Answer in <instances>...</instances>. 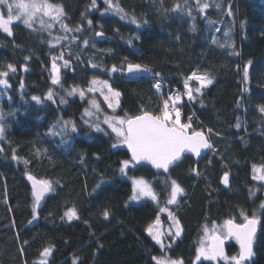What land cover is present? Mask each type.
<instances>
[{
	"label": "trees",
	"instance_id": "1",
	"mask_svg": "<svg viewBox=\"0 0 264 264\" xmlns=\"http://www.w3.org/2000/svg\"><path fill=\"white\" fill-rule=\"evenodd\" d=\"M134 1L154 14L152 20L145 11L134 9L127 10L124 18L102 14L92 7V0H49L63 6L71 29L81 28L75 31L70 52L63 53L69 65L59 70L62 87L51 83L55 48L45 45L44 32L21 22L11 25V36L0 30V71L8 64L17 69L7 77L10 87L0 85V116L5 125V139L0 140L4 149L0 152V264H40V253L50 245L47 264H73L74 260L76 264H156L152 257L161 251L146 229L159 209L168 206L172 180L184 189L178 204L170 206L180 221L181 234L164 252L183 259V264H193L205 224L227 218L241 222L243 209L249 216L260 215L264 225L260 208L264 181L252 176L253 165L264 163V114L258 110L264 105V0H202L212 5L203 14L195 0H187V5L185 0ZM177 3L182 11L173 10ZM229 6L232 15H228ZM213 37L219 43H212ZM86 39L88 44L82 45ZM225 43L234 47L219 46ZM248 61L252 63L245 84L243 68ZM129 63L146 65L151 71L147 76L128 77ZM113 65L122 71H108ZM193 71L207 72L213 83L200 93L194 91L189 100L184 80ZM91 77L108 81L121 93L116 113L123 116H135L141 110L159 112L169 95L157 92L154 77L176 85L185 96L182 103L176 102L183 110L181 121L188 122L187 114L194 112L197 119L191 121L192 128H208L212 151L198 161L182 155L167 174L146 165L130 166L127 179L119 171L120 162L130 159L127 149L123 144L112 147L117 141L106 126L102 128L107 135L84 123V98L65 94L66 89L85 86ZM189 85L198 88L195 80ZM49 89L54 102L45 99ZM33 96L42 102L36 103ZM61 97L66 103L60 102ZM63 120L74 121L77 131L69 126L66 132L51 135L50 128ZM13 150L19 159H12ZM225 172L227 187L221 182ZM27 175L52 184L35 219ZM131 177L146 179L157 201L129 202ZM72 207L78 218L68 220L65 212ZM105 210L110 213L108 219L103 216ZM253 250L249 264H264V227H258ZM237 252L238 245L230 238L225 253ZM195 264L224 262L201 259Z\"/></svg>",
	"mask_w": 264,
	"mask_h": 264
},
{
	"label": "snow or ice",
	"instance_id": "2",
	"mask_svg": "<svg viewBox=\"0 0 264 264\" xmlns=\"http://www.w3.org/2000/svg\"><path fill=\"white\" fill-rule=\"evenodd\" d=\"M197 11L200 13H205L206 10L211 7L207 2H202V0H195ZM104 3L108 6L107 10L114 9L117 13H123L121 18H124L127 14L124 13V9L119 5L118 2L114 0H104ZM187 5V0H185ZM92 7H96V0H92ZM215 7L219 9L220 4H215ZM174 11L183 10L182 6L177 3L174 5ZM6 11V16H5ZM187 14L192 15V10L189 7ZM231 6L228 9V15H232ZM66 16L62 5L52 4L49 0H0V30L7 35L11 36L13 34L11 25L14 22H22L28 28H33L34 22L40 24L41 30L48 31L53 28L54 24L51 22H46L44 17H48L53 22H60V27L65 32H70L72 29L66 24L61 22V19ZM195 19V17H193ZM135 17L132 18V23H136ZM209 23H214L209 20ZM88 24L91 26L92 21L89 20ZM243 27V23L241 24ZM195 25H193V29ZM75 31H81L80 27H77ZM219 31V29H217ZM51 34V33H49ZM96 35H103L102 32L96 33ZM225 37H228V33H224ZM60 37L55 38L56 44H59ZM67 39V37H63ZM51 46H55L49 41ZM212 43H219L215 37L212 39ZM84 44L87 45L88 41L85 40ZM220 47H234L232 43L219 44ZM238 55V53H233ZM27 60L28 57H25ZM63 59V53L59 57H53L52 64V79L51 83L54 86H61V77L59 74V68L57 67L56 60ZM251 61L243 68V81L247 84L249 80V66ZM69 61H64V66L67 67ZM92 67H98V65L93 64ZM26 70V69H25ZM17 69L12 65L8 64L7 69L0 71V85L5 87H10L7 77L9 73H15ZM108 71L115 73L117 71H122L118 69L116 65H113ZM127 71L129 73L139 72V71H151L146 65L132 64L127 65ZM158 75V74H157ZM198 81L200 87L193 90L189 81ZM213 83L212 77L207 73L198 74L197 71H193L184 80V88L186 89V95L189 100L194 98L193 92H201V88L211 85ZM23 87V85H21ZM155 89L159 93L161 90V84L158 82L154 85ZM248 89L245 87L244 91ZM77 92L81 98L86 95L85 91L74 87L67 91L68 96H73ZM88 93H97L103 97V100L108 104V107L115 112L116 108L120 106L121 93L112 88L111 84L106 80L92 79L89 82L87 88ZM45 99L54 102V92L49 89ZM32 100L36 103H41L42 98L38 96H33ZM180 100V95L169 96L167 99L163 100L162 107L159 112H149L146 110H141V114L135 116H129L125 113L124 116L112 115L105 116L103 123L111 129V132L115 134L117 143H114L112 147H117L118 144H123L127 146V149L131 153L130 159H125L120 162V173L122 175H127V171L130 166L135 167L141 162H148L156 169H163L168 172L169 167L173 165L176 161L181 159L182 154L185 152L194 153L199 156L201 149H212L213 146L209 142L208 138L205 136L203 131H197L192 128L191 121L192 117H188L187 123L181 122V112L178 107H176V102ZM61 103H66L63 97H61ZM90 108L95 111L86 108L84 110L83 116L91 117L101 111L100 104L92 99L89 101ZM258 110L264 114V105H260ZM82 116V118H83ZM2 119V117H0ZM99 119V117H97ZM85 124H88L96 132H105L103 128L100 127L99 123H90L88 120H84ZM60 127V131H56L57 127ZM71 126V131L76 132L77 127L74 121L63 120L57 121L56 124L50 128L49 132L51 135H60L62 132H66L68 127ZM240 125L237 124V127ZM211 129H209V132ZM107 135L108 133L105 132ZM5 139V125L0 123V140ZM4 149L0 147V152ZM39 154V150H37ZM13 160L19 159L15 150H13L12 155ZM25 164L28 163L27 160L24 161ZM199 174V173H197ZM28 179L32 181L34 197L33 204V219L36 218L37 208L40 205L42 198L46 192L52 190V184L47 180H37L34 176L29 175ZM253 179L264 181V165H253ZM132 195L130 200L137 201L143 198H150L153 201H157V194L153 190L151 184L143 178H133L132 179ZM222 182L225 185L229 183V174L225 172L222 177ZM99 187V185H97ZM184 193V189L175 181H171V192L168 204H176L178 202V196ZM250 194H254L251 193ZM261 209H264V202L260 205ZM167 211L166 208L161 209V212ZM109 211L105 210L103 216L105 219L109 218ZM65 216L68 220L78 218V213L75 207L68 209L65 212ZM169 218L173 221L176 231L172 233L171 229L168 230L167 235L178 237L181 234L180 221L173 216L171 212H168ZM240 216L242 222L237 223L234 218H229L224 220L222 225H217L213 222L212 227L209 228L207 224L204 225V236L200 241V246L196 249L195 261L200 262L201 259L205 261L219 262L223 261L224 264H249L252 257L254 256L253 244L256 237L258 227H264L261 224V217L256 212H253L251 216L243 209L240 211ZM31 222V221H30ZM160 218L157 216L156 221L153 225H149L146 229L147 234L154 240L158 245H160L162 250L170 248L171 245H165L163 239L165 233L160 230ZM227 238H233L239 245V251L231 256H228L224 250V240ZM27 243V242H25ZM53 246L45 247L40 253L41 260L40 264H47V257L51 255ZM152 259L156 264H183V259H172L170 256L161 255L159 257L153 256ZM76 264V260L73 261Z\"/></svg>",
	"mask_w": 264,
	"mask_h": 264
},
{
	"label": "rangeland",
	"instance_id": "3",
	"mask_svg": "<svg viewBox=\"0 0 264 264\" xmlns=\"http://www.w3.org/2000/svg\"><path fill=\"white\" fill-rule=\"evenodd\" d=\"M99 2L102 3V5L100 6ZM114 2H118L119 5L124 9V13L127 14V10H131V9H134L135 11L137 12H140V11H145V14L147 16L148 19H151L154 17V14L149 11V10H146L144 9L141 5H139L137 2H135L134 0H114ZM51 3V2H50ZM52 4H55V3H52ZM96 8H98L100 11V13L102 14H109V13H114V14H118L119 16H122L124 15L123 13H117L114 9H111V10H107L106 9L108 8V6L104 3V0H96ZM5 16H6V11H5ZM38 19L39 17L37 18V22H34L33 24V28H31L32 30H40L42 32H44L46 35H47V40L45 38V45L48 46V48H55L54 50V56L55 57H59L61 53H65V52H70V49L72 48V45L73 44V37L75 35V29H72V31L70 32H65L61 29L60 27V22H53L51 21L48 17H44L45 21L46 22H51L54 24L53 28L48 30V31H44V30H41L40 28V24L38 23ZM61 22L63 23H66V20H65V17H63L61 19ZM22 23V22H21ZM67 24V23H66ZM3 32V31H2ZM51 33V34H49ZM7 34V33H5ZM56 37H60V42L59 44H56L55 42V38ZM63 37H67V39H63ZM87 40V39H86ZM49 41L52 42L53 45H55L54 47L50 45ZM85 41V40H84ZM84 41H82V45H85L84 44ZM88 41V40H87ZM44 42V41H43ZM147 40H144L143 41V44L146 43ZM66 59L63 57V59H61V61L57 60L56 61V64H57V67L59 68H62V67H65L64 66V61ZM51 70H52V67H51ZM52 75H53V72H52ZM98 79V80H104L102 78H99V77H91V79H89V81L87 82V84L85 86H81V87H78L82 90L85 91L86 95L84 96V99H85V107H83L84 109H82V114L84 113V110L86 108H89L90 110L92 111H95L94 109H91L90 108V104H89V101L92 100V99H95L99 104H100V108H101V111L98 112V113H95V115L91 116V117H88V116H83L84 120H88L90 123H99L100 127H104L106 126V128H108V126L106 124L103 123L104 121V117L105 116H112V115H118V116H123V115H119L116 113V110L115 112H113V110L111 108L108 107V104L103 100V97L99 94V92L93 94V93H88L87 92V88L89 86V82L92 80V79ZM198 82V81H197ZM200 86L199 82H198V87ZM72 88L74 87H71L69 89H66L64 90L65 91V94H67V91L71 90ZM115 90V89H114ZM117 91V90H116ZM75 96H78L79 98L80 95H79V92H77L75 95L73 96H69V97H75ZM117 109V108H116ZM1 117V116H0ZM97 117H99V119H97ZM182 122V121H181ZM0 123H1V119H0ZM182 123H187L186 121L185 122H182ZM110 131L111 129L108 128ZM115 135V134H114ZM255 165V164H254ZM260 165H264L263 164H258L257 166H260ZM127 177V175H124ZM252 176H253V167H252ZM129 177H127L128 179ZM133 178H141V177H131L129 180L132 181ZM144 179V178H143ZM146 180V179H145ZM147 181V180H146ZM259 181V180H257ZM132 184V182H131ZM169 194H168V198H167V203H168V200L170 198V192H171V182H170V187H169ZM132 195V194H131ZM181 196V195H180ZM180 196H178V202H179V198ZM143 199H146V198H143ZM142 200V199H141ZM140 200V201H141ZM129 202H139V200L137 201H133V200H130V197H129ZM178 202L176 204H168V206H163L159 209L158 211V214L157 216H159L160 218V230L163 231L165 233V236H164V239H163V243L167 246V245H172L173 243H175L176 241V238L177 237H174V236H170V235H167L168 233V230L171 229L172 233H175L176 231V228H175V225L173 224V221L169 218L168 216V212H171L172 209H170V206H175L178 204ZM264 202V200L262 201ZM261 202V203H262ZM166 208L167 211H164V212H161V209H164ZM156 216V218H157ZM156 218L153 220V222L150 224V225H153L154 222L156 221ZM228 219V218H227ZM226 220V219H224ZM224 220L221 222V223H216L218 226L219 225H222ZM242 222V221H241ZM212 224H207L209 228L212 227ZM149 227V225H148ZM147 227V228H148ZM204 227L201 229V232L199 234V237L197 239V245H196V249L200 246V241L202 239V237L204 236ZM147 233V231H146ZM148 235V234H147ZM149 236V235H148ZM150 237V236H149ZM179 237V236H178ZM151 238V237H150ZM152 239V238H151ZM230 239L227 238V241H229ZM152 242H154V244L158 247V249L161 251V255H166V252H164L165 250H162L160 245H158L154 240H152ZM157 256V257H159ZM195 257H196V254H195ZM195 257H194V260H193V264H195ZM173 259V258H172ZM203 259V258H202ZM40 260H41V256L37 259V262L40 263ZM223 262V261H222Z\"/></svg>",
	"mask_w": 264,
	"mask_h": 264
},
{
	"label": "water",
	"instance_id": "4",
	"mask_svg": "<svg viewBox=\"0 0 264 264\" xmlns=\"http://www.w3.org/2000/svg\"><path fill=\"white\" fill-rule=\"evenodd\" d=\"M125 72H126V75L128 76V77H142V76H147L148 74H149V71H147V72H145V71H139V72H132V73H129L128 71H127V67H126V70H125ZM141 114V113H140ZM137 115H139V114H137ZM197 131H199V130H197ZM201 131V130H200ZM203 133H205V132H203ZM205 136L207 137V135L205 134ZM208 138V137H207ZM209 140V139H208ZM209 142H210V140H209ZM124 147L127 149V146L126 145H124ZM127 151H128V153H129V157H131V153H130V151L127 149ZM212 151V149H201V152H200V155L199 156H197V155H195L194 153H190V152H185L184 154H182V155H191V157L195 160V161H198L200 158H202V157H204V156H206L207 154H209L210 152ZM182 158V157H181ZM180 160V159H179ZM178 160V161H179ZM177 162V161H176ZM175 162V163H176ZM137 165H146V166H149V168H152L156 173H163V174H167L168 172H165L163 169H156L155 167H153L150 163H148V162H146V161H144V162H141L140 164H137ZM172 166V165H171ZM169 169H170V167H169ZM28 176L29 175H27L26 176V180H27V182H28V184H29V186H30V188H31V193L33 192V188H32V181H30L29 179H28ZM31 176H33V175H31ZM35 177V176H34ZM37 180H42V179H39V178H37V177H35ZM221 182H222V178H221ZM222 184H223V186L224 187H227V185H225L223 182H222ZM48 192H46L45 193V195L47 194ZM44 195V196H45ZM32 197H33V195H32ZM44 198V197H43ZM42 198V199H43ZM33 199H34V197H33ZM237 222V221H236ZM237 223H240V222H237ZM235 240V239H234ZM226 241H227V239H225L224 240V250H225V245H226ZM237 243V242H236ZM238 245V244H237ZM238 251H239V245H238Z\"/></svg>",
	"mask_w": 264,
	"mask_h": 264
},
{
	"label": "built area",
	"instance_id": "5",
	"mask_svg": "<svg viewBox=\"0 0 264 264\" xmlns=\"http://www.w3.org/2000/svg\"><path fill=\"white\" fill-rule=\"evenodd\" d=\"M160 83L161 84V90L160 91H166L168 93V95L170 96H176L177 94L180 95V100L178 101V104L182 103L185 100V96L184 93L182 92V90L180 88H178L176 85H172L171 83H169L167 80L161 78V77H154L152 79V83L153 85H155L156 83ZM180 109L181 112V118L183 117V110L182 108H180V106H176ZM191 116L192 120L197 119V116L194 114V112H189L187 114V117ZM205 133L208 132V128L202 129Z\"/></svg>",
	"mask_w": 264,
	"mask_h": 264
},
{
	"label": "flooded vegetation",
	"instance_id": "6",
	"mask_svg": "<svg viewBox=\"0 0 264 264\" xmlns=\"http://www.w3.org/2000/svg\"><path fill=\"white\" fill-rule=\"evenodd\" d=\"M230 239V238H229ZM228 241H226V243H227Z\"/></svg>",
	"mask_w": 264,
	"mask_h": 264
}]
</instances>
